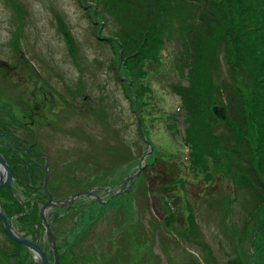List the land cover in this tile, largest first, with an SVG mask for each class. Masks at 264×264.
<instances>
[{
  "label": "rangeland",
  "instance_id": "1",
  "mask_svg": "<svg viewBox=\"0 0 264 264\" xmlns=\"http://www.w3.org/2000/svg\"><path fill=\"white\" fill-rule=\"evenodd\" d=\"M120 21L103 0H0V63L13 66L0 64V131L26 147L33 136L20 125L33 120L34 150L50 166L48 187L55 199H71L64 215L63 204L46 210L64 253L59 264H264V202L242 162L225 151L208 171L192 164L172 89L188 71L175 66L181 43L174 35L150 40L148 50L124 59L119 45L114 51L101 40L120 33ZM219 61L216 80L244 83L243 75H229L222 54ZM120 70L132 73L131 93ZM167 164L175 178L161 173ZM133 174L125 193L108 200ZM1 191L0 202L9 204ZM26 234L54 264L43 227ZM8 238L0 228V264H40L29 249L4 256L15 249Z\"/></svg>",
  "mask_w": 264,
  "mask_h": 264
},
{
  "label": "trees",
  "instance_id": "2",
  "mask_svg": "<svg viewBox=\"0 0 264 264\" xmlns=\"http://www.w3.org/2000/svg\"><path fill=\"white\" fill-rule=\"evenodd\" d=\"M103 1L113 14L121 15L122 31L118 34L114 32L111 36L106 35L101 40L109 42L107 44L114 51H119L118 47L115 49L119 45L125 54L124 59L135 58L137 54L148 50L147 44H151L150 40L164 43L172 35L179 40L182 47L178 51L179 58L175 59V66L186 67L188 71L178 75L184 82L176 81L172 84V89L180 96L184 109V139L192 145V152L189 151L192 164L208 171L211 165L217 164L221 153L226 151L237 162H242L247 178L260 197V203H263L264 0ZM80 5L83 9H89L83 3ZM65 35L70 40V35ZM111 38H114L113 45ZM74 50L72 46L71 55ZM219 54L223 55L227 63L229 75L233 79L236 75H243L244 83L216 80ZM115 73L124 87L125 82L131 85L132 73L123 75L120 70L119 74L125 76L123 79ZM126 95L130 97L127 93ZM216 103L224 106L223 121L216 119L212 112ZM167 119V128L174 135L171 125L174 126L175 117L168 114ZM254 122L259 127L257 130ZM251 141H254L255 147L254 144L251 146ZM8 163L11 165L15 189L22 203L6 186L4 189L9 193L7 195L11 202H1L2 211L7 218L12 217L18 232L26 237L28 231L33 237L35 227L42 228L39 208L47 201L44 191L38 188L43 177V168H37L26 160H22L20 165L16 163V159ZM161 173L176 177V171L171 164H167L166 171ZM68 199L67 196L58 200ZM0 228L4 232L1 223ZM9 241L15 249L2 252L4 256H19L20 250H27L22 244L11 239ZM61 255L64 253L61 252ZM61 255L59 254V258ZM25 256L30 257L26 253Z\"/></svg>",
  "mask_w": 264,
  "mask_h": 264
},
{
  "label": "water",
  "instance_id": "3",
  "mask_svg": "<svg viewBox=\"0 0 264 264\" xmlns=\"http://www.w3.org/2000/svg\"><path fill=\"white\" fill-rule=\"evenodd\" d=\"M86 6L87 5L85 3V7ZM9 67L11 68V66H9ZM213 112L216 115V117H218L220 120H224L225 114H224L223 106H220V105L213 106ZM0 165L3 167V171H4V177H0V188H2L5 185H9L10 186L11 185V179H12L11 169H10L9 165L6 163V161L1 156H0ZM44 168H45V178H44V181L42 183L41 188L47 193L48 200L46 202V205H44L41 208L40 213H41V216H42L43 223H45L46 235H47V237H48V239L50 241V244H51V248H52V252H53V256H54V264H59L58 256H57V252H56V248H55V244H54V239H53V236H52V232H51L49 224L46 222L45 216H44L45 208L52 204L51 194L46 189V182H47V179H48L47 163L46 162L44 164ZM139 169H140V167H139ZM135 175H137V173H135ZM132 177H133V175H129L126 178V180L131 179ZM0 220H1L2 224H3V227H4V230H5L6 234L12 240L20 242V243L24 244L26 247H28L33 252V254L35 256L39 257L40 264H50L48 259H47V257H46V255H45V253H44V251L39 247V245L36 242H32V241L22 237L21 234H19L17 231L12 229L10 221L5 217V215L1 211H0Z\"/></svg>",
  "mask_w": 264,
  "mask_h": 264
},
{
  "label": "flooded vegetation",
  "instance_id": "4",
  "mask_svg": "<svg viewBox=\"0 0 264 264\" xmlns=\"http://www.w3.org/2000/svg\"><path fill=\"white\" fill-rule=\"evenodd\" d=\"M0 64L5 66L4 63H0ZM6 67H8V66H6ZM32 123H33V120L29 121L28 123H22L20 125L25 130H30L31 135L33 136V141L34 142L33 143H27L26 147L20 146L17 143L16 139L13 138L12 136H10L8 134V132H6V131H0V138H7L11 142V143H3V144L0 143V156L7 162V164L10 167V169H11V165L8 162L13 161L15 159H16V163L18 165H20L22 163V160H26L29 163L35 165L37 168L38 167L40 168V166H42V168H43V164H44V161H45L44 156H46V154L44 152H36L34 150L35 149V146L37 145V142H36L37 140H36V134H34V132L30 128V125H32ZM13 155L15 157H13ZM26 166H28V164ZM48 167H49V171H50V166L48 165ZM1 168L3 170V167L2 166H1ZM3 173H4V171H3ZM43 175H44V169H43ZM49 175H50V173H49ZM48 183H49V177H48L47 187H48ZM12 184L14 185V178H13V176H12ZM40 184H41V181H39V185ZM48 188L51 191L50 187H48ZM51 193H52L53 198L55 199V196H54V194H53L52 191H51ZM31 195L34 196V193H32ZM64 197H67V196H64ZM64 197L56 198L55 200L63 199ZM70 201H71V199L64 203L66 205L65 206H62L63 207L62 208V213L65 214V212L68 211V207L70 206L69 204H71V203H69ZM55 205H56L55 208H57L59 206L56 203H55ZM0 207H1V202H0ZM40 208H39V210H40ZM55 214H58V213H55ZM15 216H17V215H14V217ZM11 220H12L11 223L14 225L13 219H11Z\"/></svg>",
  "mask_w": 264,
  "mask_h": 264
},
{
  "label": "bare ground",
  "instance_id": "5",
  "mask_svg": "<svg viewBox=\"0 0 264 264\" xmlns=\"http://www.w3.org/2000/svg\"><path fill=\"white\" fill-rule=\"evenodd\" d=\"M0 177H4V173H3V170L1 168V165H0Z\"/></svg>",
  "mask_w": 264,
  "mask_h": 264
}]
</instances>
